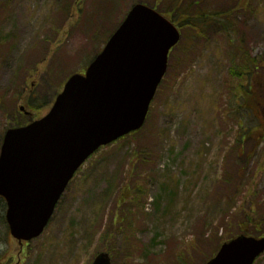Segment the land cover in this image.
I'll use <instances>...</instances> for the list:
<instances>
[{
  "label": "rangeland",
  "instance_id": "obj_1",
  "mask_svg": "<svg viewBox=\"0 0 264 264\" xmlns=\"http://www.w3.org/2000/svg\"><path fill=\"white\" fill-rule=\"evenodd\" d=\"M140 1L0 0V153L6 131L46 115ZM157 4L167 17L170 2ZM237 20L246 51L264 60V0ZM182 25L188 46L176 49L144 128L84 164L39 238L21 245L11 236L0 198V264H92L103 251L113 264H205L242 227L264 235V115L247 104L254 121L243 128L231 102L249 87L264 93V73L235 78V46Z\"/></svg>",
  "mask_w": 264,
  "mask_h": 264
},
{
  "label": "water",
  "instance_id": "obj_2",
  "mask_svg": "<svg viewBox=\"0 0 264 264\" xmlns=\"http://www.w3.org/2000/svg\"><path fill=\"white\" fill-rule=\"evenodd\" d=\"M180 40L178 27L158 11L133 6L86 74L68 80L50 112L6 133L0 197L7 202L6 219L15 239L41 236L87 159L142 129L166 75L169 53ZM263 253L264 238L240 236L224 243L206 264H254ZM92 264H112L111 257L101 252Z\"/></svg>",
  "mask_w": 264,
  "mask_h": 264
},
{
  "label": "trees",
  "instance_id": "obj_3",
  "mask_svg": "<svg viewBox=\"0 0 264 264\" xmlns=\"http://www.w3.org/2000/svg\"><path fill=\"white\" fill-rule=\"evenodd\" d=\"M158 1L159 0H145V1L142 0L140 1V3H145L155 8V6L159 7V4H157ZM160 1L163 4L165 2V0H160ZM168 1L170 2L169 8L165 12L163 11V13H165L167 15V18L172 20L176 25L184 27L182 25L183 23L192 31H194L193 32L194 34L195 32H197L198 35L206 33L207 31L208 32L213 31L218 34H223L226 37L228 43L231 45V47L233 48L235 46V49L234 48L232 49L233 51L236 50L234 52V55L230 54V57H232L231 74L235 78L241 77L240 79L244 81L245 80L244 75L246 77H249V75L252 74L258 75L261 74L262 72L264 73L263 58L252 57L251 54H249L246 51L245 49L246 46L244 42L239 38L240 28L237 19L241 14V11L244 10L248 11L252 8V0H168ZM158 11L160 12V10ZM184 37L185 39L190 40L188 36L186 38V32H184ZM193 39L195 38L193 37ZM181 44H183V47H181ZM58 45L59 42L57 43L56 46ZM185 46H188L187 42L183 43V40H181L179 45L172 50L170 57V61L172 62V65L173 63L178 62L180 58V55L179 53L177 54L176 49L183 50ZM170 65L171 64H169V66ZM239 94L241 95L242 102H239L237 100L238 95L235 93H231V98H232L231 102L235 103L233 108L238 107V110L241 109V122H242L241 126L245 128L246 120L247 119L252 120L255 111L254 106H248L247 104H251L255 102L258 108L261 109V114L264 115V93H257V91L256 93H253V88L249 87L245 92H241ZM21 99L22 102H25L27 106H28V101L31 100V99H26L25 97H21ZM237 104H239V106ZM34 107L35 106L33 105L32 102V104H30V108L34 111H37L38 108L36 107L34 108ZM257 120H258V124L264 122V119L262 118H257ZM22 124L23 123H20L18 126H21ZM244 136L246 140L255 138L251 134V132L248 131L244 134ZM244 141H245L244 139H241L242 143H244ZM258 169L256 170L255 173H253V175L258 174ZM240 171L241 170L239 167L237 169V172L239 173ZM260 171L261 170L259 169V172ZM131 192L127 193V196L129 195L131 196L130 194ZM254 205L258 206V203L251 204L252 210ZM255 211L256 210L251 212L255 213ZM247 222H255V219H253L252 216L247 217V219L243 221V224H246ZM107 233L109 234V232ZM239 235L257 236L254 233H251L249 229H247V227H242L239 232ZM233 238H235V236L230 238L229 240L227 239V241H230Z\"/></svg>",
  "mask_w": 264,
  "mask_h": 264
}]
</instances>
